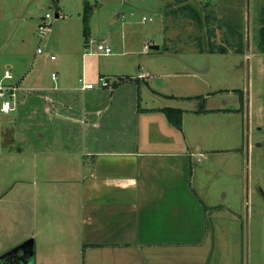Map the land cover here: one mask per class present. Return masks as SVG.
Wrapping results in <instances>:
<instances>
[{
  "label": "rangeland",
  "instance_id": "374dc122",
  "mask_svg": "<svg viewBox=\"0 0 264 264\" xmlns=\"http://www.w3.org/2000/svg\"><path fill=\"white\" fill-rule=\"evenodd\" d=\"M184 5L198 18L179 10ZM262 7L264 0H0V75L6 68L11 71L19 100L25 91L36 97L53 86H79L83 72L93 82L104 76L109 85L81 100L87 107L95 103L93 113L71 115L129 116L128 134H135L141 146L156 138L157 146L164 147L169 139L151 123L156 116L164 120L165 114L141 108L182 110L189 147L201 153L200 161L192 158L199 166L194 189L213 208L206 215V235L197 244L181 249L172 244L149 264H246V242L247 264H264V51L258 47ZM43 22L48 26L41 34L38 26ZM97 42L109 45L111 53H95ZM153 44L158 49L149 47ZM211 44L215 52H210ZM221 46L225 53L218 51ZM53 72L56 80L51 79ZM117 103L122 107H115ZM20 104L7 114L0 112V122L8 120L14 131L24 134L26 112L18 110ZM110 127L115 131L117 124ZM27 130L33 142L35 127ZM14 151L13 157L19 153ZM25 162L13 161L12 178L21 174ZM24 228L18 221L1 233L0 250L31 237L32 264H83V250L72 248L74 235L66 241L56 226L50 228L57 234L49 235L38 226L34 235L26 236ZM103 258L93 259L114 264Z\"/></svg>",
  "mask_w": 264,
  "mask_h": 264
},
{
  "label": "crops",
  "instance_id": "0c3cea01",
  "mask_svg": "<svg viewBox=\"0 0 264 264\" xmlns=\"http://www.w3.org/2000/svg\"><path fill=\"white\" fill-rule=\"evenodd\" d=\"M146 86L158 94L148 81ZM97 87L53 86L36 97L25 91L18 108L26 112L24 134L8 120L0 122V234L18 221L26 236L38 226L45 234H57L50 228L56 226L66 241L74 235L72 248L83 250V264H97L96 255L114 264H149L172 244H197L206 235V215L213 207L205 206L194 189L199 166L192 158L200 161L201 153L190 149L182 123L177 128L166 117L151 118L168 135L167 146H157L156 138L141 146L135 134H128L129 116L73 117L78 111L93 113L95 103L87 107L81 100ZM163 108L141 110L162 114ZM33 127L29 142L25 133ZM13 151L19 153L13 157ZM24 159L23 171L12 178L13 161Z\"/></svg>",
  "mask_w": 264,
  "mask_h": 264
},
{
  "label": "built area",
  "instance_id": "2783aa9c",
  "mask_svg": "<svg viewBox=\"0 0 264 264\" xmlns=\"http://www.w3.org/2000/svg\"><path fill=\"white\" fill-rule=\"evenodd\" d=\"M46 17H49V14H46ZM150 18L143 17L142 21L149 20ZM48 24L46 22L41 23L38 26L39 32L43 34L47 29ZM90 44L94 42L92 38L88 41ZM38 53H42V50L37 49ZM95 53L97 54H110L111 47L103 42H97L95 47ZM51 60H54L53 55L50 56ZM57 75L55 72L51 73V79L56 80ZM82 89H93L96 86L99 88H105L109 85L108 80L104 76H99L96 82L87 81L84 75H81L79 78ZM18 91L19 85L13 78L11 71L6 68L3 73L0 75V112L9 113L15 110L18 106Z\"/></svg>",
  "mask_w": 264,
  "mask_h": 264
},
{
  "label": "trees",
  "instance_id": "16d2710c",
  "mask_svg": "<svg viewBox=\"0 0 264 264\" xmlns=\"http://www.w3.org/2000/svg\"><path fill=\"white\" fill-rule=\"evenodd\" d=\"M179 10H187L190 17L195 19L198 18L195 10L189 6H182ZM260 16H259V28H258V47L261 51H264V7L260 9ZM233 33V32H232ZM240 37V36H239ZM215 46L210 45V52L214 51ZM201 51V49H199ZM240 50V49H237ZM220 53H225V48L223 46L218 48ZM238 52V51H237ZM161 111L165 114L166 118L170 123H172L175 127H181V120H182V110L178 108L166 107L161 109Z\"/></svg>",
  "mask_w": 264,
  "mask_h": 264
},
{
  "label": "water",
  "instance_id": "95a60500",
  "mask_svg": "<svg viewBox=\"0 0 264 264\" xmlns=\"http://www.w3.org/2000/svg\"><path fill=\"white\" fill-rule=\"evenodd\" d=\"M56 16H58L56 14ZM151 49H158V46L153 44L149 46ZM21 251V255L16 257L14 254H17V251ZM246 264H247V242H246ZM34 256V240L33 238H27L20 242L19 244L13 246L12 248L6 250L0 254V263L9 261V264H32ZM7 264V263H6Z\"/></svg>",
  "mask_w": 264,
  "mask_h": 264
},
{
  "label": "flooded vegetation",
  "instance_id": "af4514ba",
  "mask_svg": "<svg viewBox=\"0 0 264 264\" xmlns=\"http://www.w3.org/2000/svg\"><path fill=\"white\" fill-rule=\"evenodd\" d=\"M21 255V251L19 250V251H17V254H14V256H16V257H18V256H20ZM9 261L10 260H7V262H4V263H0V264H9Z\"/></svg>",
  "mask_w": 264,
  "mask_h": 264
}]
</instances>
